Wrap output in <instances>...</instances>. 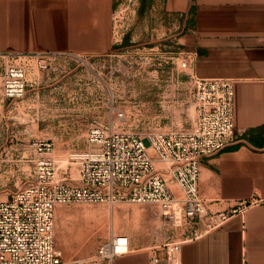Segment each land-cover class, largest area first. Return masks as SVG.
I'll use <instances>...</instances> for the list:
<instances>
[{
    "label": "rangeland",
    "instance_id": "1",
    "mask_svg": "<svg viewBox=\"0 0 264 264\" xmlns=\"http://www.w3.org/2000/svg\"><path fill=\"white\" fill-rule=\"evenodd\" d=\"M118 15L108 52L45 55L42 67L35 51L13 52V65L26 70L27 83L22 96L0 105V200L34 181L46 143L53 146L58 171L74 178L68 156L90 147L87 135L94 126L140 133L192 127L194 78L180 63L194 49L192 24L153 3L143 10L139 2ZM3 63L0 58L2 89ZM123 233L150 248L189 235L153 204L57 208L56 242L67 259L89 256L111 234Z\"/></svg>",
    "mask_w": 264,
    "mask_h": 264
},
{
    "label": "built area",
    "instance_id": "2",
    "mask_svg": "<svg viewBox=\"0 0 264 264\" xmlns=\"http://www.w3.org/2000/svg\"><path fill=\"white\" fill-rule=\"evenodd\" d=\"M139 2L118 1L114 22L121 11ZM50 54L57 53L35 51L34 58L42 67V58ZM196 57L197 52L189 51L180 58L194 78L196 118L191 128L140 133L94 126L87 135L90 147L68 156L74 178L67 170L58 171L53 146L45 144L34 181L0 200V264H101L131 249L127 234H113L89 256L67 259L56 242L59 206L155 205L164 220L185 226L189 235L152 248L150 264H180L184 241L229 220L235 210L208 211L199 182L202 158L222 152L236 139L234 80L198 76ZM0 58L5 96H22L26 70L13 65V52H0Z\"/></svg>",
    "mask_w": 264,
    "mask_h": 264
},
{
    "label": "crops",
    "instance_id": "3",
    "mask_svg": "<svg viewBox=\"0 0 264 264\" xmlns=\"http://www.w3.org/2000/svg\"><path fill=\"white\" fill-rule=\"evenodd\" d=\"M118 1L0 0V52H108ZM140 2L143 10L158 4L192 24L198 76L234 80L236 139L202 158L199 191L208 211L235 212L222 226L184 241L180 264H264V146L246 137L264 125V0ZM128 236L131 249L103 264H150L155 250Z\"/></svg>",
    "mask_w": 264,
    "mask_h": 264
},
{
    "label": "trees",
    "instance_id": "4",
    "mask_svg": "<svg viewBox=\"0 0 264 264\" xmlns=\"http://www.w3.org/2000/svg\"><path fill=\"white\" fill-rule=\"evenodd\" d=\"M246 137L254 144L264 146V125L250 129Z\"/></svg>",
    "mask_w": 264,
    "mask_h": 264
}]
</instances>
